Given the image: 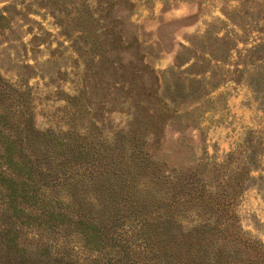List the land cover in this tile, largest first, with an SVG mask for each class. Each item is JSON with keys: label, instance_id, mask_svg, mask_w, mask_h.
Here are the masks:
<instances>
[{"label": "rangeland", "instance_id": "rangeland-1", "mask_svg": "<svg viewBox=\"0 0 264 264\" xmlns=\"http://www.w3.org/2000/svg\"><path fill=\"white\" fill-rule=\"evenodd\" d=\"M9 96L22 99L16 113ZM14 117L47 132L82 174L66 170L75 175L63 182L25 152L31 175L54 183L39 181L38 196L68 213L54 226L20 213L14 229L27 255L132 264L121 241L131 243L132 214L167 239L217 229L223 213L200 199L215 200L216 187L232 213L221 228L264 247V0H0V129H14ZM100 186L137 191L119 218L98 219L117 201L108 191L92 200ZM98 220L99 233L84 237Z\"/></svg>", "mask_w": 264, "mask_h": 264}, {"label": "trees", "instance_id": "trees-1", "mask_svg": "<svg viewBox=\"0 0 264 264\" xmlns=\"http://www.w3.org/2000/svg\"><path fill=\"white\" fill-rule=\"evenodd\" d=\"M9 92H14L12 87L7 88ZM8 94V91H7ZM22 101L21 98L15 99L8 97L6 102V109L17 112V106L13 105V102ZM15 115V114H14ZM13 117L10 115V118ZM22 121V123H21ZM14 129L8 127L6 130L0 129V157L3 159V163L6 164L5 169L0 167V180H4L5 184L0 187V258L3 264H61V258H55L53 262H48V258L53 253H46L49 255L44 259H39L35 252L26 254L27 249L18 245V231L14 229L25 222V220L19 218L20 213L24 215H39L44 214V220H51L50 226L56 224L55 217L62 219L63 216L68 215L67 209L60 206V202L57 199L44 198V196H38L40 193V184L48 186L54 183H48L39 174L44 171L37 172L38 177L31 175L32 168L29 165L24 164V154L26 151H30L33 154L34 160L43 162L47 167L48 172L53 171V176L63 179V182L69 180L75 174L82 175L81 172H77L78 168L71 165L65 158L59 157V153L51 148L45 138L51 136L47 132H36L32 130L23 120L14 117L13 120ZM3 125V124H2ZM44 136V137H42ZM78 147L81 150L84 146L78 143ZM16 154V158L13 157ZM88 153L84 151V158ZM110 161H106L109 164ZM155 162V161H153ZM60 164V166H56ZM95 164V159L91 158L87 163H83L84 167L92 168ZM111 164V163H110ZM52 167V169H51ZM80 168V167H79ZM82 168V167H81ZM74 175H67L66 170H74ZM96 175H103L108 168L100 169L95 168ZM115 177H118L113 167L110 168ZM82 170H84L82 168ZM56 179L55 183L59 182ZM111 179L110 176L107 180ZM62 182V183H63ZM218 185V184H217ZM104 188L100 190L98 196L92 195V200L109 199L108 192H114L113 196L116 198V207L108 211L102 209L97 216L98 219H105L106 217L117 219L119 218L121 204L130 199L129 195H133L137 191L135 189H126L125 187H118L111 189L109 187H96ZM59 192V189H58ZM112 194V193H111ZM215 200L208 197L204 198V201L210 203V207L218 213H223L224 218H229L232 213L227 211V201L217 199V196H226L229 193L227 191L215 189ZM118 195V199H117ZM81 199V203L84 202V195ZM87 197V196H85ZM195 198V197H194ZM229 198V196H228ZM90 201V198H87ZM122 202V203H121ZM217 207H216V206ZM104 207V206H103ZM130 203L127 204V209L130 210ZM221 216V215H220ZM223 217L215 225L217 229H188L190 233L183 234L180 237L168 238L163 234V229L155 228L142 229L141 225L146 223L145 217H139V214H132V218L137 220L138 223H130L128 229L124 230V236L130 237V242H127L125 238H122L127 249L125 253L130 257L132 264H264V247L258 243V241H251L243 235L242 229H225L221 228L220 224L223 223ZM18 218V219H17ZM222 220V221H221ZM100 221H93L85 224L84 237L91 238L94 233H99L96 227ZM139 225L141 228H136L135 225ZM226 226V224H225ZM227 227V226H226ZM130 228V229H129ZM216 241V246L212 245V241ZM47 252V248H43ZM40 254V252H38ZM29 258L32 260L29 261ZM65 264V263H62Z\"/></svg>", "mask_w": 264, "mask_h": 264}]
</instances>
